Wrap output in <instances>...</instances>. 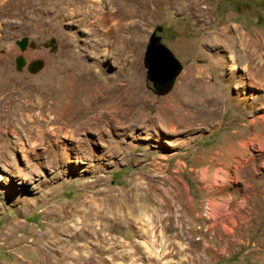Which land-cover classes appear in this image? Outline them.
I'll return each mask as SVG.
<instances>
[{
    "label": "rangeland",
    "instance_id": "1",
    "mask_svg": "<svg viewBox=\"0 0 264 264\" xmlns=\"http://www.w3.org/2000/svg\"><path fill=\"white\" fill-rule=\"evenodd\" d=\"M0 9V264H264V0ZM110 13L123 26L108 39ZM156 26L180 64L160 95L142 64ZM70 63L132 88L134 117L78 133L50 121Z\"/></svg>",
    "mask_w": 264,
    "mask_h": 264
},
{
    "label": "bare ground",
    "instance_id": "2",
    "mask_svg": "<svg viewBox=\"0 0 264 264\" xmlns=\"http://www.w3.org/2000/svg\"><path fill=\"white\" fill-rule=\"evenodd\" d=\"M5 7H7V5ZM88 13L90 14V12ZM88 13H86V15ZM119 19L120 18L117 17L115 13H110L105 17L107 22L108 20L111 22L113 21L109 27L103 31L106 38L109 39L113 37V35H116L123 26V23L120 22ZM69 67L73 69L72 76L68 78V81L64 85L63 100L55 105L54 111L56 114L50 121L57 122L62 120L65 125L73 129V133H78L80 130L97 129L100 125H103L102 127L104 128L108 126V124L121 123L124 120L128 121V119L134 117L135 112L133 105L135 104V100L132 94L133 90H131L132 88L127 84L105 85L95 81V74L89 71V68L85 66L76 67L72 65V63L69 64ZM183 78L187 84H190L191 80L194 79L193 77H187L185 75ZM77 94L80 96L78 103L75 101ZM173 96H169L170 98L167 100L166 105H164L166 106L165 109L174 113L181 111L183 114L188 115L184 108V106L188 104L183 102L184 106L180 107L176 97L174 98ZM140 99L141 98H138V100ZM204 101L209 102L210 99L206 98ZM204 101H202V103ZM39 121L43 123L46 122L43 118L39 119ZM143 121L146 122V125L147 123L151 125L159 122L155 116L143 118ZM75 123H77L76 126Z\"/></svg>",
    "mask_w": 264,
    "mask_h": 264
},
{
    "label": "water",
    "instance_id": "3",
    "mask_svg": "<svg viewBox=\"0 0 264 264\" xmlns=\"http://www.w3.org/2000/svg\"><path fill=\"white\" fill-rule=\"evenodd\" d=\"M160 30L161 26H156L155 30L149 34L142 55L145 78L151 83L153 91L159 95L166 93L170 89L175 76L180 70L178 60L159 41V35L155 34V31ZM16 44L20 49H23L27 45V39L21 37L16 41ZM28 45L31 46V42ZM14 62L16 68L23 64V60L19 56L14 59Z\"/></svg>",
    "mask_w": 264,
    "mask_h": 264
},
{
    "label": "built area",
    "instance_id": "4",
    "mask_svg": "<svg viewBox=\"0 0 264 264\" xmlns=\"http://www.w3.org/2000/svg\"><path fill=\"white\" fill-rule=\"evenodd\" d=\"M181 230H182V229H180V231H181ZM183 231H186V227L183 228ZM196 238H197V237H196Z\"/></svg>",
    "mask_w": 264,
    "mask_h": 264
}]
</instances>
